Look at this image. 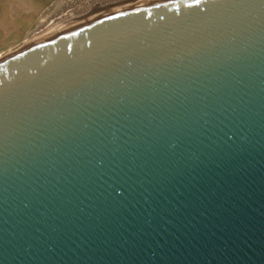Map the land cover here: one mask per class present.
Returning a JSON list of instances; mask_svg holds the SVG:
<instances>
[{
    "label": "water",
    "instance_id": "water-1",
    "mask_svg": "<svg viewBox=\"0 0 264 264\" xmlns=\"http://www.w3.org/2000/svg\"><path fill=\"white\" fill-rule=\"evenodd\" d=\"M0 264H264V0H129L1 57Z\"/></svg>",
    "mask_w": 264,
    "mask_h": 264
},
{
    "label": "rangeland",
    "instance_id": "rangeland-1",
    "mask_svg": "<svg viewBox=\"0 0 264 264\" xmlns=\"http://www.w3.org/2000/svg\"><path fill=\"white\" fill-rule=\"evenodd\" d=\"M4 1L7 2L0 0V58L22 48L29 31L60 2L52 0L47 6L38 7L16 4L25 3L26 0H8V4Z\"/></svg>",
    "mask_w": 264,
    "mask_h": 264
},
{
    "label": "bare ground",
    "instance_id": "bare-ground-1",
    "mask_svg": "<svg viewBox=\"0 0 264 264\" xmlns=\"http://www.w3.org/2000/svg\"><path fill=\"white\" fill-rule=\"evenodd\" d=\"M125 1L129 0H60L57 6L29 31L23 47L86 16Z\"/></svg>",
    "mask_w": 264,
    "mask_h": 264
},
{
    "label": "crops",
    "instance_id": "crops-1",
    "mask_svg": "<svg viewBox=\"0 0 264 264\" xmlns=\"http://www.w3.org/2000/svg\"><path fill=\"white\" fill-rule=\"evenodd\" d=\"M26 1L27 2H25V3H17L16 2V4H18V5H27V6H34L35 5V6L39 7V6H47V5H49L52 0H26ZM5 3L8 4L10 2L7 0V2H5ZM12 4H15V3H12Z\"/></svg>",
    "mask_w": 264,
    "mask_h": 264
}]
</instances>
